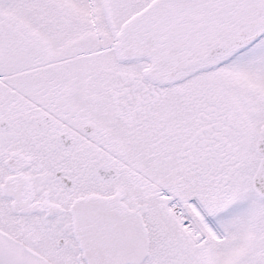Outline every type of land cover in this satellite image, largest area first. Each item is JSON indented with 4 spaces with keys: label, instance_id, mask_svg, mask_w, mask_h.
Listing matches in <instances>:
<instances>
[{
    "label": "snow or ice",
    "instance_id": "snow-or-ice-1",
    "mask_svg": "<svg viewBox=\"0 0 264 264\" xmlns=\"http://www.w3.org/2000/svg\"><path fill=\"white\" fill-rule=\"evenodd\" d=\"M0 264H264V0H0Z\"/></svg>",
    "mask_w": 264,
    "mask_h": 264
}]
</instances>
